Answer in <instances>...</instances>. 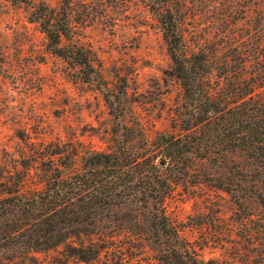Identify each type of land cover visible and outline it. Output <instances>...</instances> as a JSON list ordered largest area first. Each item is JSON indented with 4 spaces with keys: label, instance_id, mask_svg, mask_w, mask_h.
I'll return each mask as SVG.
<instances>
[{
    "label": "trees",
    "instance_id": "16d2710c",
    "mask_svg": "<svg viewBox=\"0 0 264 264\" xmlns=\"http://www.w3.org/2000/svg\"><path fill=\"white\" fill-rule=\"evenodd\" d=\"M71 1L62 0L58 7L44 4L31 20L41 23L48 48L82 79L103 87L112 114L123 118L127 78L111 81L96 66L91 46L75 39ZM202 1H149L183 87V104L171 128L151 137L144 129L134 132L126 122L123 131L115 129L116 144L107 150L69 143L46 153L57 158L50 159L54 165L48 166L43 188L22 195L15 183L0 197V233H4L0 243H12L10 253L3 251L2 257L9 260L4 264H20L16 258L25 259L30 252L59 251L60 244L72 237L80 244L75 254L94 264L101 249L98 240L86 244L81 238L127 227L154 229L173 238L171 251L176 252L164 254L163 264H217L191 248L166 209L175 184L191 176L231 193L242 223L257 215L250 237L264 244L260 236L264 233V0H255L261 7L248 27L234 19L236 9L230 0L216 16L221 36L197 39L192 46L186 24L199 14ZM214 2L216 11L221 0ZM134 143L139 149L131 147ZM128 199L148 207L152 214L146 222L120 214ZM8 219L10 226L3 232ZM53 258V263L34 264H62L61 258Z\"/></svg>",
    "mask_w": 264,
    "mask_h": 264
},
{
    "label": "rangeland",
    "instance_id": "374dc122",
    "mask_svg": "<svg viewBox=\"0 0 264 264\" xmlns=\"http://www.w3.org/2000/svg\"><path fill=\"white\" fill-rule=\"evenodd\" d=\"M149 1H71L75 39L91 46L95 64L107 78L114 83L127 78L128 96L122 101L125 114L117 118L104 98L103 87L82 79L69 62L51 51L41 23L31 20L44 4L58 7L62 0H0V197L15 183L22 195L43 188L48 166L54 163L50 159L57 158L46 153L58 146L77 143L107 150L116 144L115 129L123 131L126 122L134 132L144 129L151 137L171 128L183 104V87ZM214 3L203 0L197 7L199 14L186 24L192 46L197 39L221 36L216 16L227 9L230 0H221L216 11ZM233 3L237 23L251 26L261 5L255 0ZM131 147L139 149L137 143ZM165 204L182 237L201 258L217 264H264V244L250 237L257 215L242 223L238 204L228 191L191 176L175 184ZM120 212L132 221L137 217L145 222L152 214L142 201L131 199ZM6 223L3 232L10 219ZM110 229L102 236L81 238L86 244L98 240L101 249L94 264H163L164 254L176 252L171 251L173 238L154 229ZM260 236L263 241L264 233ZM3 243L9 241L0 243V264L9 261L2 254L10 253L12 244L4 248ZM77 247L78 239L72 237L60 244L59 251L30 252L16 261L53 263L56 255L62 264H91L75 254Z\"/></svg>",
    "mask_w": 264,
    "mask_h": 264
},
{
    "label": "water",
    "instance_id": "95a60500",
    "mask_svg": "<svg viewBox=\"0 0 264 264\" xmlns=\"http://www.w3.org/2000/svg\"><path fill=\"white\" fill-rule=\"evenodd\" d=\"M161 162L163 163V162H164V160H161Z\"/></svg>",
    "mask_w": 264,
    "mask_h": 264
}]
</instances>
